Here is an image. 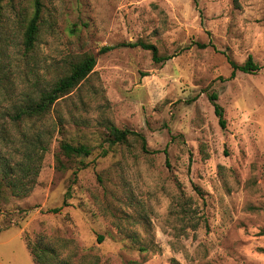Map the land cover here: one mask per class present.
<instances>
[{"label":"rangeland","instance_id":"obj_1","mask_svg":"<svg viewBox=\"0 0 264 264\" xmlns=\"http://www.w3.org/2000/svg\"><path fill=\"white\" fill-rule=\"evenodd\" d=\"M36 1L0 0V264H264V0H38L28 52ZM90 54L49 114L15 120ZM249 56L259 71L232 78ZM108 122L148 152L110 148Z\"/></svg>","mask_w":264,"mask_h":264},{"label":"trees","instance_id":"obj_2","mask_svg":"<svg viewBox=\"0 0 264 264\" xmlns=\"http://www.w3.org/2000/svg\"><path fill=\"white\" fill-rule=\"evenodd\" d=\"M196 1V0H195ZM41 14L42 8L40 2L36 1V8L35 12L30 19L29 23L26 26L24 32V46L25 49L30 52L34 50L35 44L38 40V35L40 32V22H41ZM129 47L136 48L142 47L145 50H149L153 52V58L156 63H161L166 61L168 58L159 56L158 49L155 45L148 44L142 41L136 43L128 44ZM202 47H206L203 45ZM115 47H104L101 50V53H106L114 49ZM230 64L233 67V72L231 77H235L237 71H241L244 73H255L259 71V65L254 61L252 56H249L248 60L239 65L234 61H230ZM97 65V57L90 54L86 55L80 62L75 64L69 75L65 76L64 78L60 79L50 90L43 92L38 99H32L24 102L23 106L21 107L20 112L17 114L15 120H21L23 118L32 119V118H44L47 114L50 113L53 106L59 102V100L63 99L64 97L71 94L83 81H85L94 71ZM210 101L212 102L215 113L219 118L220 125L225 128L226 127V120L223 107L218 103V94L213 93L209 96ZM106 129L108 131V141L109 147H114L118 144L127 143L131 138L137 139L141 142L142 150L144 152H148L147 148V139L146 137L138 132L131 131L129 129H119L112 123H107ZM62 130V128H61ZM60 150L63 155L67 157H89L93 149L86 145V144H78L73 145L67 141H62L60 144ZM108 150L103 151V156H106ZM34 181L31 182V186L22 188L26 186L23 182H13L12 187L15 190L16 196L23 197L30 194L33 186ZM1 187V184H0ZM1 191V188H0ZM57 211V210H56ZM104 240L103 237H99V241L102 242ZM41 254H35V260L37 264H70L69 262L60 260L59 262L51 263L47 262L46 259H53L55 260V256L51 253L50 250L47 248H42Z\"/></svg>","mask_w":264,"mask_h":264}]
</instances>
